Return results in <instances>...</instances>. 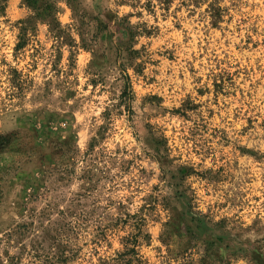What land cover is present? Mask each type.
<instances>
[{"label":"rangeland","instance_id":"rangeland-1","mask_svg":"<svg viewBox=\"0 0 264 264\" xmlns=\"http://www.w3.org/2000/svg\"><path fill=\"white\" fill-rule=\"evenodd\" d=\"M44 6L0 0V264H264V0Z\"/></svg>","mask_w":264,"mask_h":264},{"label":"trees","instance_id":"trees-1","mask_svg":"<svg viewBox=\"0 0 264 264\" xmlns=\"http://www.w3.org/2000/svg\"><path fill=\"white\" fill-rule=\"evenodd\" d=\"M25 3L40 12L47 8L44 6L43 9V0H25ZM25 157L28 158L19 134L8 133L0 136V205L4 198L3 184ZM131 252L134 253V250Z\"/></svg>","mask_w":264,"mask_h":264}]
</instances>
